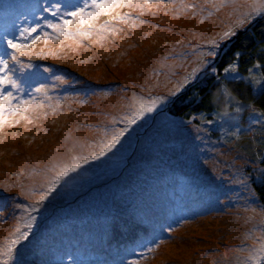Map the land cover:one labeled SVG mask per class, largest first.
<instances>
[{
    "label": "rangeland",
    "instance_id": "374dc122",
    "mask_svg": "<svg viewBox=\"0 0 264 264\" xmlns=\"http://www.w3.org/2000/svg\"><path fill=\"white\" fill-rule=\"evenodd\" d=\"M86 3L0 0V76L16 85H0L14 110L0 127V264H264V113L226 89V111L167 109L205 77H242L215 63L261 0H149L100 15L90 36L57 38L49 24ZM37 36L11 59L7 39ZM249 80L264 85L258 67Z\"/></svg>",
    "mask_w": 264,
    "mask_h": 264
},
{
    "label": "trees",
    "instance_id": "16d2710c",
    "mask_svg": "<svg viewBox=\"0 0 264 264\" xmlns=\"http://www.w3.org/2000/svg\"><path fill=\"white\" fill-rule=\"evenodd\" d=\"M234 63L242 77L222 78L219 81H215L217 76L205 77L204 81L191 85L178 94L167 108L168 112L182 118H189L197 113L223 112L230 109V98L226 93L229 92L236 99L250 103L264 113V85L256 93L249 80L253 67L259 68L264 79V14L225 43L216 59L217 75H223L222 71ZM261 163L264 166V157ZM255 189L264 206V181L256 184Z\"/></svg>",
    "mask_w": 264,
    "mask_h": 264
},
{
    "label": "snow or ice",
    "instance_id": "6c2138e0",
    "mask_svg": "<svg viewBox=\"0 0 264 264\" xmlns=\"http://www.w3.org/2000/svg\"><path fill=\"white\" fill-rule=\"evenodd\" d=\"M149 4V0H144L142 4H134L132 3V0H91V4L88 5L87 3L85 4L84 7L82 8H77L76 10L66 13V15L70 16L72 19H63L62 18V23L60 24H49V27H51L54 31V33L57 34V38L63 36L67 38H72L75 35H81V36H90L92 35V30L95 28V24L93 21H95L100 15L104 14L107 15L109 14L113 9L119 8V7H141L143 8L145 5ZM57 9L59 10V5L56 6ZM91 8V11H88L86 9ZM262 12H264V0H261V3L259 4L258 7L254 6L252 8V11L248 13L247 16L243 17L239 22L243 23L245 19H250L252 15H259ZM129 17L127 14L120 16L117 15L113 17V19H119V20H127ZM75 21L78 25L83 26L87 25V29L83 27H77L75 29V32L69 31V26ZM102 30H107L111 31L112 29L109 28L108 22H105L103 25L100 26ZM36 28H25L21 35L25 34H31L32 32H35ZM233 33L225 32L223 35L226 38L227 36L231 35ZM45 37H48V33H43ZM40 37L37 36L35 38H32L30 43H18L15 40L12 39H7V46L11 49H13V52L11 54V59L18 61V56H25L29 55L31 53V45H34L37 40H39ZM215 43V42H213ZM18 54V55H17ZM5 55H8L5 53ZM209 55H214L213 52H210ZM19 62V61H18ZM0 65H3L5 68L7 67V61L0 58ZM2 70V69H0ZM188 78L186 77L183 83H187ZM5 83H10L12 84L13 87H15V81H12L8 79L5 76H0V85L5 84ZM183 85L181 84L179 87H177L176 91L178 92L180 90V87ZM174 95L175 93H171ZM11 98L12 94L7 93L6 95L4 93H0V127H2L6 122H7V117L5 115V105H7L8 109L11 111L13 110V106L11 104ZM156 103H158V100L152 101L151 104H142L139 109L136 111L134 117L129 120V123H135V119L139 118L142 116L145 112H150L153 110L155 107ZM123 132L119 133L117 136H114L109 144L106 145V148H112L115 146V144L118 142V136L122 135ZM100 155H104V150H101ZM92 159H96L97 157L93 156L91 157ZM87 162V161H85ZM80 165L79 164H73L70 168L65 169L64 171L60 172L57 174V177L61 176H66L68 175L69 171H74L76 168H78ZM54 186V185H53ZM46 193L44 195L40 196V200H44L46 197ZM17 240H13L10 244L9 250L7 252L8 255L11 254V247H14L15 244L17 243Z\"/></svg>",
    "mask_w": 264,
    "mask_h": 264
}]
</instances>
